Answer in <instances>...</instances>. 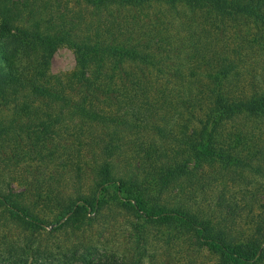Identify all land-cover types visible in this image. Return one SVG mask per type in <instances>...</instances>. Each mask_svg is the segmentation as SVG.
<instances>
[{"label":"trees","instance_id":"1","mask_svg":"<svg viewBox=\"0 0 264 264\" xmlns=\"http://www.w3.org/2000/svg\"><path fill=\"white\" fill-rule=\"evenodd\" d=\"M62 46L76 65L54 73ZM233 186L254 198L249 227ZM261 188L264 0H0V228L24 234L0 231L10 264H42L40 237L67 229L83 240L60 264H264ZM114 212L131 217L124 252L91 233Z\"/></svg>","mask_w":264,"mask_h":264},{"label":"rangeland","instance_id":"2","mask_svg":"<svg viewBox=\"0 0 264 264\" xmlns=\"http://www.w3.org/2000/svg\"><path fill=\"white\" fill-rule=\"evenodd\" d=\"M69 1H71V3L74 5V0H69ZM228 38H233V36H229ZM248 56L249 57H246V60L244 59V62H246L245 68L252 69V67L250 66V62H251L250 57L252 58L253 56H250V55ZM75 65H76V60H75V54L73 50L67 46H62L56 51L52 59L51 68L54 73H64V72L72 70L75 67ZM262 66L263 64L260 63L259 67H262ZM259 182L260 183H257L256 185L257 187L258 185H261L263 183L262 179H260ZM14 186L17 190L23 189V187L18 181L14 183ZM214 187H215L216 194H218V192H220L222 188L221 185L216 184L214 185ZM65 188L68 192L73 190L71 183H67ZM233 188H236V197L240 199L239 204L241 206L239 208L240 215H237L238 220H237L236 229L249 227L248 221L250 220L251 216L254 213L252 212V208L254 205L253 204L254 198L251 199L249 194L247 195V197H244L242 191H239L240 189L237 186L236 187L233 186ZM258 197L263 202L264 192L262 191V188L260 189V192L258 193ZM255 206L256 205H254V208ZM106 218H107L106 223L105 225H103L104 227L100 228V227L95 226L94 230L91 232L93 233L92 236L94 235V238H96L95 234H99V238H101L102 241L108 242L109 246L119 249L121 250V252H124V248L127 247V243L129 242L130 236H131L129 234L131 233V231L128 227L131 224V221H130L131 217L127 214L125 216L121 214V212L120 213L114 212L113 214H107ZM6 230L8 231L7 234L10 236V240L13 239L11 242L10 240L7 239L8 242H10L13 245L16 244L15 243L16 239L19 242V244L22 242V238L24 234L20 232V229L16 228L12 224L9 225L7 228L6 227L0 228L1 232L6 231ZM91 233L90 232L87 233L88 236ZM75 237L76 238L83 237V234L82 236L80 235V237L79 235ZM75 237L71 235V231L68 229L55 232L50 237H47L44 234L43 236L40 237V240L41 241L43 240L44 242H50L52 249H50L51 251L47 252V254H44L42 256L43 259H40V258L38 259L40 260V262H42V264H60L62 253L70 249V241L74 242V240L76 239ZM80 239L83 240L82 238ZM34 243L35 245H39V243H36V242ZM4 246L6 249H4ZM7 247H8L7 244L0 246V251L2 250L4 252L0 255V264H10L8 262L9 259H7L8 254H6ZM177 259H178V261L176 262L177 264H216L214 261V257L211 256L207 251H203L200 253H197V252L191 253L190 258H188L187 255L186 256L179 255L177 256L176 260ZM35 264H37V262Z\"/></svg>","mask_w":264,"mask_h":264},{"label":"clouds","instance_id":"3","mask_svg":"<svg viewBox=\"0 0 264 264\" xmlns=\"http://www.w3.org/2000/svg\"><path fill=\"white\" fill-rule=\"evenodd\" d=\"M17 66L18 67H23V61L21 60L20 62H18Z\"/></svg>","mask_w":264,"mask_h":264}]
</instances>
